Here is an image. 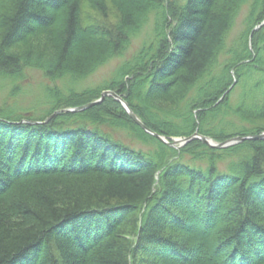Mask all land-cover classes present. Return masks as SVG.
Wrapping results in <instances>:
<instances>
[{
    "label": "trees",
    "instance_id": "16d2710c",
    "mask_svg": "<svg viewBox=\"0 0 264 264\" xmlns=\"http://www.w3.org/2000/svg\"><path fill=\"white\" fill-rule=\"evenodd\" d=\"M263 22L264 0H0V78L50 80L0 106V264H264V140L176 148L113 96L44 122L111 89L168 138L263 133Z\"/></svg>",
    "mask_w": 264,
    "mask_h": 264
},
{
    "label": "rangeland",
    "instance_id": "374dc122",
    "mask_svg": "<svg viewBox=\"0 0 264 264\" xmlns=\"http://www.w3.org/2000/svg\"><path fill=\"white\" fill-rule=\"evenodd\" d=\"M248 4H246L237 19L234 22L232 31L229 36V41L232 42L245 28V18L248 14ZM82 17L84 22L89 21H107V19L101 15H98L96 12H93L86 4L82 9ZM117 19V14L115 12L110 13L109 21L114 22ZM145 33L142 32L141 35L135 38L131 44V47L126 52L125 57H130L138 46L141 45ZM122 61V58H116L110 61L103 68L99 69L95 73L87 76L84 80L77 82L74 85V89L77 91H82L86 88H97L101 86L105 80H108L116 70L119 63ZM65 82V81H63ZM50 83L41 71L29 70L24 79H18L13 81L9 78H0V106L4 105L6 101L12 102L13 106L17 107H29L38 105L42 98L44 99V92L47 91L45 86ZM60 88H65L62 86V82H58ZM235 88V87H234ZM240 88V85L236 86V89ZM16 93V96L12 97L13 93ZM14 99H16L14 101ZM13 100V101H12ZM42 105V104H41ZM42 107H45L42 105ZM47 108V107H46Z\"/></svg>",
    "mask_w": 264,
    "mask_h": 264
},
{
    "label": "water",
    "instance_id": "95a60500",
    "mask_svg": "<svg viewBox=\"0 0 264 264\" xmlns=\"http://www.w3.org/2000/svg\"><path fill=\"white\" fill-rule=\"evenodd\" d=\"M107 96H113L119 102H121L122 105L124 106V108L128 111V113L132 117V119L136 123H138L140 126H142L147 132H149L150 134L154 135L158 139L168 143L169 145L175 146L177 148H179L181 146H184L185 144H187L188 142H190L193 139H200L204 143L208 144L211 147H215V148L229 147V146L235 145V144H237L239 142H242L244 140H247V139L264 140V132L260 133V134H255V135L234 136V137H232V138H230V139H228L226 141H223V142H217L213 138H211L210 136H206V135L200 134L198 131H196L194 134H192L190 136L167 138L166 136L161 135V134L153 131L152 129L148 128L143 123V121L137 116V114L131 109V107L126 102V100L123 98V96H121L119 93H117L116 91L111 90V89L104 90L102 92L101 96L98 99L93 100V101H91V102H89V103H87L85 105L71 107V108L58 109L53 114H51L49 117H47L44 122H48L50 119H52L55 115H57L60 112H64V111H82V110L90 108V107H92L94 105L100 104L101 102H103L105 100V98ZM35 123H41V122H35Z\"/></svg>",
    "mask_w": 264,
    "mask_h": 264
}]
</instances>
